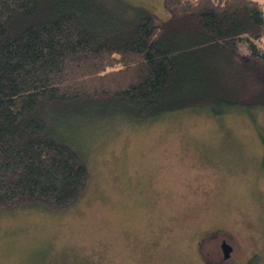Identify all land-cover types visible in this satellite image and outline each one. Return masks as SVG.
<instances>
[{
	"label": "trees",
	"instance_id": "1",
	"mask_svg": "<svg viewBox=\"0 0 264 264\" xmlns=\"http://www.w3.org/2000/svg\"><path fill=\"white\" fill-rule=\"evenodd\" d=\"M162 3L159 21L139 5L0 0V212L74 207L91 180L84 135L264 110V0Z\"/></svg>",
	"mask_w": 264,
	"mask_h": 264
},
{
	"label": "rangeland",
	"instance_id": "2",
	"mask_svg": "<svg viewBox=\"0 0 264 264\" xmlns=\"http://www.w3.org/2000/svg\"><path fill=\"white\" fill-rule=\"evenodd\" d=\"M96 1L168 17L162 0ZM84 136L85 194L60 212L1 211L0 264H264V110L179 111ZM215 235L234 246L227 261Z\"/></svg>",
	"mask_w": 264,
	"mask_h": 264
},
{
	"label": "flooded vegetation",
	"instance_id": "3",
	"mask_svg": "<svg viewBox=\"0 0 264 264\" xmlns=\"http://www.w3.org/2000/svg\"><path fill=\"white\" fill-rule=\"evenodd\" d=\"M212 235H205V236H201L200 239H198V245L200 246V244L203 246V242H206L208 239V237H210ZM216 236L215 237L217 238V242H218V248L220 249V252H221V255H220V261H227L232 252H233V249H234V246L232 243H230L226 238L222 237V236ZM214 237V236H213ZM225 242L227 244H229L231 246V250L229 251L228 255L227 256H224V252L222 250V243Z\"/></svg>",
	"mask_w": 264,
	"mask_h": 264
},
{
	"label": "water",
	"instance_id": "4",
	"mask_svg": "<svg viewBox=\"0 0 264 264\" xmlns=\"http://www.w3.org/2000/svg\"><path fill=\"white\" fill-rule=\"evenodd\" d=\"M222 250L224 252V256H227L229 251L231 250V246L225 242L222 243Z\"/></svg>",
	"mask_w": 264,
	"mask_h": 264
}]
</instances>
